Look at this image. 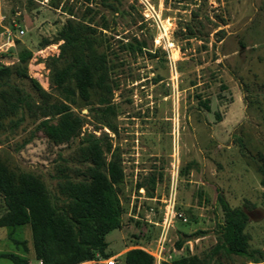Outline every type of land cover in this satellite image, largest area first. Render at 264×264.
Wrapping results in <instances>:
<instances>
[{
	"label": "rangeland",
	"instance_id": "374dc122",
	"mask_svg": "<svg viewBox=\"0 0 264 264\" xmlns=\"http://www.w3.org/2000/svg\"><path fill=\"white\" fill-rule=\"evenodd\" d=\"M107 1L127 13H112L103 0H60L58 6L52 0H0V64H13L19 51L29 49L28 75L59 99L50 86L49 58L58 52L54 41L68 10L88 17L90 6L95 20L107 24L91 37L92 60L105 57L117 84L113 113L100 117L93 104L79 100L71 107L85 118L79 136L105 133L106 159H116L122 170L121 226L105 235L107 249L119 251L112 255L116 264L133 247L150 252L152 264L186 255L200 264H242L244 258L222 251L207 256L223 216L218 197L246 214L249 247L264 258V188L255 165L264 161V0ZM133 36L146 51L126 50ZM15 82L31 91L27 79ZM37 122L26 115L11 129L4 119L0 159L15 171L40 175L58 194L57 166L80 168L79 138L53 145L36 130ZM171 205L180 216L164 222ZM5 211L0 194V217ZM9 253L37 262L28 225L0 227V264H14Z\"/></svg>",
	"mask_w": 264,
	"mask_h": 264
},
{
	"label": "trees",
	"instance_id": "16d2710c",
	"mask_svg": "<svg viewBox=\"0 0 264 264\" xmlns=\"http://www.w3.org/2000/svg\"><path fill=\"white\" fill-rule=\"evenodd\" d=\"M59 2L52 0L51 4L58 6ZM102 3L112 13H127L118 7L119 2L117 6L107 0ZM86 9L88 17L69 9L68 18L55 37L54 42L60 44L56 56L49 58V80L59 99L45 91L36 78L28 75L27 63L32 57L29 49L19 51L13 64H0V128L4 119H7L8 128H16L27 115L38 119L36 130H40L53 145L67 144L79 138L75 161L80 168L57 166L58 194L45 184L40 175L15 171L0 159V194L6 206L0 217V227L28 225L35 258L42 264H96L98 260L119 252L107 249L105 235L121 226L123 209L118 184L122 170L116 159H106L111 150L110 142H102L105 133L96 136L93 132H85L79 136L85 118L71 107L79 100L93 104L100 117L107 112L113 113L111 98L117 87L109 77L105 57L92 60L91 37L109 28L105 21L95 20L97 12L90 6ZM132 39L126 42L127 51L132 54L146 51L143 40L135 36ZM50 43L44 40L43 45ZM16 78L27 79L31 91L23 89L15 82ZM158 79L155 78L156 81ZM201 104L209 109L206 101ZM215 117L220 119L217 113ZM255 165L264 188V161ZM70 172L75 173L78 179H74ZM218 200L223 216L217 222L218 235L208 258L212 259L222 251L228 256L244 258L242 264L248 261L264 264L262 254L249 247L244 230L246 214L239 207H230L221 197ZM181 244L182 241H178L176 246ZM6 257L14 264H26V259L15 254L9 253ZM117 264H152V258L144 250L133 247L118 255ZM161 264H200V260L195 255H186Z\"/></svg>",
	"mask_w": 264,
	"mask_h": 264
},
{
	"label": "built area",
	"instance_id": "2783aa9c",
	"mask_svg": "<svg viewBox=\"0 0 264 264\" xmlns=\"http://www.w3.org/2000/svg\"><path fill=\"white\" fill-rule=\"evenodd\" d=\"M18 32H19V34H22L23 30L20 29ZM176 216L178 217V216H180V214H178L174 211L173 205L167 206L165 209L164 216H163V221L165 222L167 219H171L172 217H176ZM143 250L145 251V249H143ZM146 252H148V251H146ZM148 253H150V252H148ZM150 255H152V254L150 253ZM97 263L98 264H116L115 256H110V257L105 258V259H100L97 261ZM34 264H42V261L37 260V262Z\"/></svg>",
	"mask_w": 264,
	"mask_h": 264
},
{
	"label": "crops",
	"instance_id": "0c3cea01",
	"mask_svg": "<svg viewBox=\"0 0 264 264\" xmlns=\"http://www.w3.org/2000/svg\"><path fill=\"white\" fill-rule=\"evenodd\" d=\"M250 264H252V262H250Z\"/></svg>",
	"mask_w": 264,
	"mask_h": 264
}]
</instances>
